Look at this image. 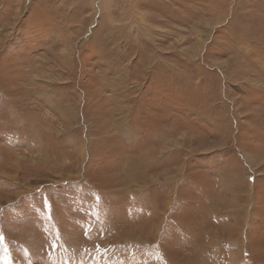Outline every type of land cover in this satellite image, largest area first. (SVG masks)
Masks as SVG:
<instances>
[{
    "label": "rangeland",
    "instance_id": "1",
    "mask_svg": "<svg viewBox=\"0 0 264 264\" xmlns=\"http://www.w3.org/2000/svg\"><path fill=\"white\" fill-rule=\"evenodd\" d=\"M106 2L0 0V264H264V0Z\"/></svg>",
    "mask_w": 264,
    "mask_h": 264
},
{
    "label": "bare ground",
    "instance_id": "2",
    "mask_svg": "<svg viewBox=\"0 0 264 264\" xmlns=\"http://www.w3.org/2000/svg\"><path fill=\"white\" fill-rule=\"evenodd\" d=\"M114 0H111V2H113ZM105 2H106V0H105ZM107 3V2H106ZM105 3V4H106ZM104 6V5H103ZM28 9V8H27ZM17 19V18H16ZM8 27V26H7ZM4 28V27H3ZM4 30H5V28H4ZM9 30V29H8ZM6 38V37H5ZM8 41V40H7ZM7 43V42H6ZM230 198V197H229ZM177 199V198H176ZM230 201V200H229ZM233 204V203H232ZM247 210V209H246ZM153 228V227H152ZM151 228V229H152ZM156 229H157V227H154V232L156 231ZM230 263V262H229ZM232 263V262H231Z\"/></svg>",
    "mask_w": 264,
    "mask_h": 264
}]
</instances>
